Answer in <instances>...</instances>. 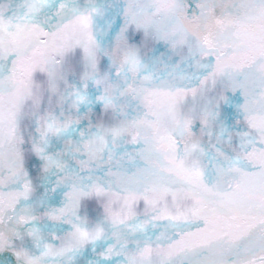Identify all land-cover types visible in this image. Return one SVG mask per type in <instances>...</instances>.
<instances>
[{
  "label": "snow or ice",
  "instance_id": "6c2138e0",
  "mask_svg": "<svg viewBox=\"0 0 264 264\" xmlns=\"http://www.w3.org/2000/svg\"><path fill=\"white\" fill-rule=\"evenodd\" d=\"M0 264H264V0H0Z\"/></svg>",
  "mask_w": 264,
  "mask_h": 264
}]
</instances>
